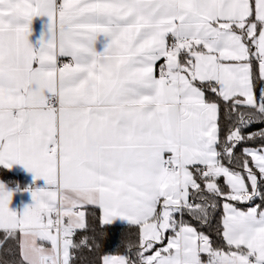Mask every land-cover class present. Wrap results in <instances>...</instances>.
Instances as JSON below:
<instances>
[{
    "label": "snow or ice",
    "instance_id": "obj_1",
    "mask_svg": "<svg viewBox=\"0 0 264 264\" xmlns=\"http://www.w3.org/2000/svg\"><path fill=\"white\" fill-rule=\"evenodd\" d=\"M4 77L0 264H264V0H0Z\"/></svg>",
    "mask_w": 264,
    "mask_h": 264
},
{
    "label": "crops",
    "instance_id": "obj_2",
    "mask_svg": "<svg viewBox=\"0 0 264 264\" xmlns=\"http://www.w3.org/2000/svg\"><path fill=\"white\" fill-rule=\"evenodd\" d=\"M43 27V21L41 18H36L33 22V30L34 35L30 37L31 40H35L39 35ZM0 168L7 170L11 174L15 175L18 179H22L27 186L24 188H20L17 186L11 187L5 181L0 178V183L5 184L7 190L13 192L12 199L9 203V209L18 214H21L26 206H29L33 203L31 191L27 189H36V188H44L45 181L43 179L36 180L34 179V174L29 172L23 165L14 164L10 169L4 168L0 166ZM112 226H124L121 223H116Z\"/></svg>",
    "mask_w": 264,
    "mask_h": 264
},
{
    "label": "trees",
    "instance_id": "obj_3",
    "mask_svg": "<svg viewBox=\"0 0 264 264\" xmlns=\"http://www.w3.org/2000/svg\"><path fill=\"white\" fill-rule=\"evenodd\" d=\"M261 125H255L253 126V130H258ZM0 178L5 181L7 184H9L11 187H15L18 185L20 188H24L27 186V184L22 180L18 179L15 175L11 174L5 169L0 168ZM195 224L196 222L193 221ZM99 225H93V229L98 230ZM128 234L131 238H135L134 233H129L128 229L125 226H111L106 235L103 238L102 242V248L104 252H111V253H117L120 251V243L122 235ZM89 235H91V231L89 232ZM86 253L88 250H85ZM88 259H95L94 254H90L87 257ZM82 258L81 260H78L77 264H82Z\"/></svg>",
    "mask_w": 264,
    "mask_h": 264
},
{
    "label": "clouds",
    "instance_id": "obj_4",
    "mask_svg": "<svg viewBox=\"0 0 264 264\" xmlns=\"http://www.w3.org/2000/svg\"><path fill=\"white\" fill-rule=\"evenodd\" d=\"M0 84H2L5 88H9L12 86L11 81L7 77L0 79Z\"/></svg>",
    "mask_w": 264,
    "mask_h": 264
}]
</instances>
